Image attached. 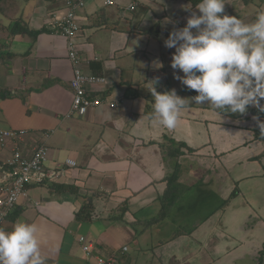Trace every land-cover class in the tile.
Instances as JSON below:
<instances>
[{"label":"crops","instance_id":"1","mask_svg":"<svg viewBox=\"0 0 264 264\" xmlns=\"http://www.w3.org/2000/svg\"><path fill=\"white\" fill-rule=\"evenodd\" d=\"M77 1L83 4L75 9L78 28L72 39L82 72L102 79L87 85L88 96L104 102L85 115L66 118L73 69L66 39L47 28L46 21ZM225 2V8L231 7L225 14L235 13ZM8 3L10 14L0 11V128L26 129L20 142L25 150L44 141L49 169L64 165L67 158L77 166L66 167L57 181L72 190L54 192L49 183L30 185L1 228L11 231L17 221L34 223L47 264H95L94 257L86 258L80 236L94 243L95 253L114 254L117 264H236L244 254L254 256L264 240V153L253 157L264 145L253 134L264 118L250 112L218 115L207 102L195 101L181 110L174 129L151 118L154 97L148 81L158 78L157 92L175 89L182 98L194 97L174 79V72L183 73L170 67L175 49L165 47L164 41L171 31L185 26L192 11L199 14L195 6L188 0ZM256 7L264 9V0ZM14 24L26 30H15ZM47 130L51 133L44 137ZM169 138L186 142L192 151L184 149L174 160L163 157L160 143ZM9 152V147H0V163ZM195 186L198 193H213L221 210L197 216L194 203L177 205L180 194L175 193ZM235 187L236 194L228 199ZM98 199L102 209L111 205V211H97ZM86 201L93 205L92 217L79 220L76 212ZM164 204L166 213L153 222ZM183 208L192 210V220L171 238L179 230L177 212ZM192 227L188 235L185 231ZM214 231L230 236L232 246L221 250L222 239L211 236V254L206 242ZM192 235L197 238L194 250L187 253Z\"/></svg>","mask_w":264,"mask_h":264},{"label":"clouds","instance_id":"2","mask_svg":"<svg viewBox=\"0 0 264 264\" xmlns=\"http://www.w3.org/2000/svg\"><path fill=\"white\" fill-rule=\"evenodd\" d=\"M225 0H199L184 27L174 29L164 46L174 48L170 67L197 95L182 98L175 89L157 92L158 78L148 81L154 97L152 117L174 129L181 110L207 102L217 114L243 115L248 107L264 112V9L252 22L225 14ZM126 39V37H125ZM156 67H162L157 63ZM264 130V123L259 124ZM34 223L17 221L11 231L0 228V264H47Z\"/></svg>","mask_w":264,"mask_h":264},{"label":"built area","instance_id":"3","mask_svg":"<svg viewBox=\"0 0 264 264\" xmlns=\"http://www.w3.org/2000/svg\"><path fill=\"white\" fill-rule=\"evenodd\" d=\"M106 4H112V0H104ZM82 1L72 3L62 14H54L46 21V27L54 32L60 33L67 41L68 58L73 69V77L70 81L72 101L70 108L64 115L66 118L82 116L93 107L104 102L101 97H89L87 85L102 80L95 75L86 74L80 68V57L73 42V36L78 28L75 9L81 6ZM134 4L129 7L133 8ZM116 105L114 102L111 103ZM26 129H2L0 128V147L10 148L9 155L0 163V227L4 219L12 210L14 205L27 195V187L30 185L52 183L59 180L67 170L66 167H76L77 162L71 158L64 161V165L56 169H48L45 162L48 158V147L44 141H40L31 150H25L20 142L27 135ZM51 130L43 132L48 137ZM82 250L86 258L95 259V264H117V259L112 255L104 256L95 253L93 242L80 236ZM126 249V246L123 247Z\"/></svg>","mask_w":264,"mask_h":264},{"label":"rangeland","instance_id":"4","mask_svg":"<svg viewBox=\"0 0 264 264\" xmlns=\"http://www.w3.org/2000/svg\"><path fill=\"white\" fill-rule=\"evenodd\" d=\"M239 1H242V0H239ZM227 3L230 4V6H233V8L235 10V13H231V12L228 11L227 12V15L237 16L238 18L244 20L245 22L247 21V19H251L254 13L255 14L257 13L256 11L258 10V8L256 6H260V5H257V3H255V4L250 3V4L246 5V6L243 3H240V4H242V6H239L238 4H234L233 2H231V0H227ZM225 9L228 10V9H231V7L228 6ZM1 10H3V12H5V14H7V15L10 14V5L8 3V0L6 2H4V0L3 1H0V11ZM237 12H238L239 15L237 14ZM163 90L165 91V89H163ZM184 144L186 146H188V147H191L186 142H184ZM193 164L195 166V163H193ZM45 167H46V164H45ZM46 168H48V167H46ZM262 170L264 171V166L262 167ZM251 181H254V180L251 179ZM240 183H241V181H240ZM234 184H236V182H233V185ZM233 185H232V187H233ZM238 186H240V184ZM28 187H27V189H28ZM43 187H46V185H43ZM198 187L199 186H195L190 191H188V190L185 191V190H183V188L181 190H178L175 193V195L178 194V193L180 194L177 197V199H179L178 202H177V205H181V207H183L184 205H182V204H185V202H187V201L191 205L194 203V208H195V211L197 212V216H199L200 214H205V215H209L210 214L211 215L214 212L219 211L220 206L216 205V203L218 202V200L216 198H214V194L211 193V192H209V191H204L202 193H198V191L195 190ZM27 194H28V190H27ZM197 196H200V197L197 199ZM98 201H100V203L98 204L100 206L96 205L97 211H101V213H104V211L105 212L106 211H111V205H105L104 206V209H102V204H103L102 202L103 201L100 200V199H98ZM102 210H104V211H102ZM192 213L193 212H192L191 209L189 210V209L183 208L181 210H178L177 216L179 217L178 222L180 223V225H178L177 228H179V227H182L183 228V225L184 224H186L190 220H192ZM116 214L119 215L118 213H116ZM168 215H169V212H167V216ZM169 217L170 216H168L167 218H169ZM238 218H239V216L237 217V219ZM213 219L214 218L212 217V220ZM186 233L188 235L189 234L191 235L192 232L187 231ZM214 235H217L215 239H217V240L218 239L219 240L222 239L221 240V243L223 245L221 246V250L223 248H229V247L232 246V241L230 240V236H228L227 234H226V237H225V234L223 232H221V231H218V232L217 231H214L213 233H211L210 239H211V236H214ZM189 237H190L191 246H190L189 250H187L188 251L187 253H189L190 250H194V243L196 242L195 240L197 239L193 235L192 236H189ZM210 239H209V241L206 242V244L210 243L209 246H210L211 254H212V250H214V247H215V239L213 241H212V239L210 241ZM261 242L262 243H259L258 249L256 247L255 248V251L253 252L254 256H252V254H244V257L238 259L237 262H236V264H252L253 262L256 263L257 257L260 254H264V240L261 241ZM217 245H218V243H217ZM263 258H264V256H263ZM220 261H222V259ZM191 264H194V263H191Z\"/></svg>","mask_w":264,"mask_h":264},{"label":"trees","instance_id":"5","mask_svg":"<svg viewBox=\"0 0 264 264\" xmlns=\"http://www.w3.org/2000/svg\"><path fill=\"white\" fill-rule=\"evenodd\" d=\"M1 1V0H0ZM191 2L192 5H196L199 3V0H188ZM243 3L245 5H248L250 3H257V5H262V0H242ZM258 10H260V8L258 7ZM257 10V11H258ZM256 11V12H257ZM16 26V29L17 31L21 32V31H24L26 30V28H23L21 27L20 25H13V27ZM36 34V33H34ZM0 49H1V43H0ZM2 54V53H1ZM5 54V53H4ZM181 90L184 91V92H187L189 94H192V95H197V93L194 91V90H190L188 89L185 85H181ZM261 103H264V101H261ZM247 112H250L252 113L253 115H256V116H259V117H262L264 118V112H260L258 108L256 107H251L249 106L248 107V110ZM228 115H231L233 116L234 114H231V113H227ZM237 116V115H235ZM253 137L255 140H259L263 143L264 145V130H261V128H257V129H254V134H253ZM160 148H161V151L164 153V156L165 158L167 159H177L179 158V156H181L182 154H184V149H186L187 151H192V149L188 146H186L184 144V142H181V141H176L175 139L173 138H169L167 139L165 142H161L160 143ZM264 153V149H263V152L257 156H254L253 158H260V155H262ZM264 166V165H263ZM178 168V165L175 163V167H174V171L173 173L170 175V177L174 178L176 176L175 174V170ZM50 189L54 192H64L66 190H72V186L70 185H67V184H63V183H58L57 181L54 182V183H49L48 184ZM236 191H237V187H235L231 192L230 194L228 195V199L232 198L234 194H236ZM168 197L169 196V192L167 194ZM228 200H224L223 201V204H226ZM82 208V209H81ZM80 208L79 211L76 212V216L79 218V220H86L88 217H92L91 215V211H93V205L91 202L89 201H86L84 202V204L82 205V207ZM168 209V205L166 206L165 204L162 205L159 213L153 218V222H156L158 221L162 215L164 213H166ZM85 212V213H84ZM88 216H87V215ZM194 227H192V229H189V231L191 232L193 230ZM179 230L175 232V234L171 237V238H174L176 236H178V234H181L184 229L183 228H178ZM187 232V231H185ZM165 241H168V240H164ZM264 254H260L258 257H257V261L255 264H264V258H263Z\"/></svg>","mask_w":264,"mask_h":264}]
</instances>
